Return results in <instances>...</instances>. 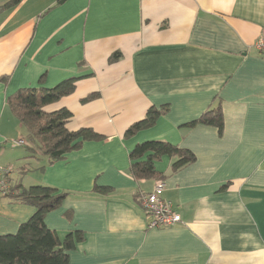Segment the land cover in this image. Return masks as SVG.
<instances>
[{
    "label": "crops",
    "instance_id": "obj_1",
    "mask_svg": "<svg viewBox=\"0 0 264 264\" xmlns=\"http://www.w3.org/2000/svg\"><path fill=\"white\" fill-rule=\"evenodd\" d=\"M0 0V164L13 187L44 184L68 192L46 224L61 242L82 231L69 264H264V0ZM119 52L120 57H110ZM75 78L66 108L70 131L103 138L50 162L7 99L21 88H52ZM99 95L83 101L90 94ZM222 103L223 131L188 123ZM169 110L126 137L148 110ZM24 139L13 147L11 139ZM165 140L196 160L165 180H135L130 152ZM164 181L181 214L152 228L138 200ZM96 186L111 191L96 192ZM36 207L0 196V235L16 233Z\"/></svg>",
    "mask_w": 264,
    "mask_h": 264
},
{
    "label": "trees",
    "instance_id": "obj_2",
    "mask_svg": "<svg viewBox=\"0 0 264 264\" xmlns=\"http://www.w3.org/2000/svg\"><path fill=\"white\" fill-rule=\"evenodd\" d=\"M20 0H10L7 5L17 4ZM117 52L110 57L116 60ZM8 76H1V80ZM75 89V78L66 79L52 88H21L7 99L13 115L28 130L29 136L38 144L41 154L48 156L50 162H55L72 150L79 149L84 141L103 138L89 128L70 131L66 122L72 113L66 108L47 113L43 107L69 95ZM90 94L83 101H89L98 96ZM167 105L151 107L146 117L131 125L125 133L126 137L134 135L139 130L152 127L157 120L167 113ZM202 123L217 127L220 132L224 128V112L222 103L208 108L198 119L188 123V127ZM173 159L171 170L177 171L196 160L194 152L165 140H148L135 146L130 152L129 173L141 181L143 179L165 180L167 175L159 172L155 162L163 156ZM96 192L106 194L111 191L108 186H96ZM68 192L57 188L36 184L30 187H13L6 197L14 202L26 203L36 207V212L26 222L22 223L16 233L0 235V264H69V250L83 238L82 231L69 234L61 242L57 233L46 224V216L55 210L67 198ZM138 198V197H137Z\"/></svg>",
    "mask_w": 264,
    "mask_h": 264
},
{
    "label": "built area",
    "instance_id": "obj_3",
    "mask_svg": "<svg viewBox=\"0 0 264 264\" xmlns=\"http://www.w3.org/2000/svg\"><path fill=\"white\" fill-rule=\"evenodd\" d=\"M254 46L259 52L264 53V33L255 41ZM9 141L13 147L26 144V141L21 138ZM12 171V166L0 165V196H7L12 189L9 181V175ZM164 190V181H158L152 191H144L138 195V200L149 218V227H169L182 222L181 214L176 210L174 204L164 198Z\"/></svg>",
    "mask_w": 264,
    "mask_h": 264
},
{
    "label": "rangeland",
    "instance_id": "obj_4",
    "mask_svg": "<svg viewBox=\"0 0 264 264\" xmlns=\"http://www.w3.org/2000/svg\"><path fill=\"white\" fill-rule=\"evenodd\" d=\"M1 165V164H0ZM4 166V165H3ZM6 166H8V165H6ZM13 172V171H12Z\"/></svg>",
    "mask_w": 264,
    "mask_h": 264
}]
</instances>
